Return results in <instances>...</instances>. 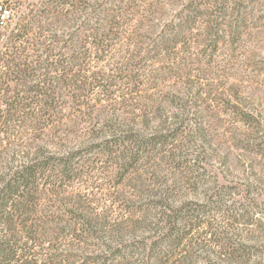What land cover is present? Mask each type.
Returning <instances> with one entry per match:
<instances>
[{
    "label": "trees",
    "instance_id": "1",
    "mask_svg": "<svg viewBox=\"0 0 264 264\" xmlns=\"http://www.w3.org/2000/svg\"><path fill=\"white\" fill-rule=\"evenodd\" d=\"M0 4L10 9L0 24V264L251 260L255 247L237 243L229 226L253 223L249 212L217 206L212 215L205 206H176L180 177L162 165L147 166L159 149H179L181 135L192 131L180 124V112L170 114L180 98L147 102L146 85L152 88L159 68L180 77L181 41L204 36L216 53L231 34L229 18L242 14L240 3L192 1L165 25L144 21L163 6L161 0ZM205 12L211 17L202 23ZM185 50L190 53L191 45ZM240 114L244 122L255 120ZM154 118H175L177 125L152 131ZM82 133L93 143L68 151ZM92 154L119 165L120 199L101 203L93 193L76 192L75 185L97 170ZM131 175L137 182L129 185ZM127 188H133L132 198ZM217 215L228 226L215 225Z\"/></svg>",
    "mask_w": 264,
    "mask_h": 264
},
{
    "label": "rangeland",
    "instance_id": "2",
    "mask_svg": "<svg viewBox=\"0 0 264 264\" xmlns=\"http://www.w3.org/2000/svg\"><path fill=\"white\" fill-rule=\"evenodd\" d=\"M192 1L200 0H161L163 6L144 21L151 19V24L165 25L177 20L183 6ZM209 1L215 2L216 7L225 3V0H203ZM234 1L240 3L242 14L229 18L234 25L225 28L231 34L226 43H220L216 53L204 36L199 37L201 42L187 41L189 38L181 41L180 77L159 68L158 78L149 81L152 88L146 85L147 98L151 96L147 102L180 98L176 104L180 107H171L170 114L180 112V124L192 131L181 135L179 149H159L154 162L147 166L162 165L161 169L180 177L176 206H205L211 208L212 215L215 212L212 208L217 206L224 211L228 209L229 213L249 212L255 218L253 223L244 220L233 227L229 224L237 243L255 247L252 259L239 264H264V0ZM13 8L16 12V6ZM207 14L199 21L205 23L211 17V13ZM189 45L190 53L185 50ZM241 110L253 114L255 120L244 122ZM176 121L175 118L169 121L154 118L152 131L161 130L163 123L177 125ZM93 141L90 135L82 133L69 146L88 145ZM91 157L98 159L97 170L87 175L90 177L87 181L84 177L75 189L77 193H93L104 203L106 197L119 195L115 188L120 167L107 155L92 154ZM150 172L146 171L144 177L150 176ZM132 177L125 182L136 183L137 179ZM129 190L127 197L132 198L133 188ZM213 219L215 225L228 226V219L218 215ZM212 257L216 259L215 252Z\"/></svg>",
    "mask_w": 264,
    "mask_h": 264
},
{
    "label": "built area",
    "instance_id": "3",
    "mask_svg": "<svg viewBox=\"0 0 264 264\" xmlns=\"http://www.w3.org/2000/svg\"><path fill=\"white\" fill-rule=\"evenodd\" d=\"M9 17H10V9L4 7L3 4H0V24L5 23Z\"/></svg>",
    "mask_w": 264,
    "mask_h": 264
}]
</instances>
